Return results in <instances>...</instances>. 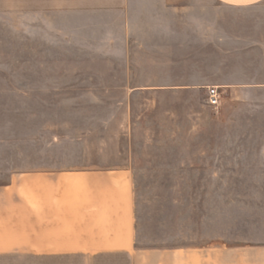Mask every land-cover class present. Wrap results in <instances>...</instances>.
<instances>
[{
    "label": "rangeland",
    "instance_id": "374dc122",
    "mask_svg": "<svg viewBox=\"0 0 264 264\" xmlns=\"http://www.w3.org/2000/svg\"><path fill=\"white\" fill-rule=\"evenodd\" d=\"M33 24L30 15L0 13V183L37 168H127L134 193L133 253L49 264H153L159 252L186 264L198 245L264 238V92L217 89L215 108L204 90L132 94L137 82L184 81L170 76L186 72L117 78L121 72L86 49L64 55L61 16L52 31ZM0 264L45 263L14 255Z\"/></svg>",
    "mask_w": 264,
    "mask_h": 264
},
{
    "label": "crops",
    "instance_id": "0c3cea01",
    "mask_svg": "<svg viewBox=\"0 0 264 264\" xmlns=\"http://www.w3.org/2000/svg\"><path fill=\"white\" fill-rule=\"evenodd\" d=\"M10 12L34 17L33 28L43 32L52 31L55 16H61L64 55L71 60L86 49L121 72L117 78L186 72L170 76L184 81L137 82L132 94L264 92V0H0V13ZM135 247L127 168H37L0 183V257L30 256L45 264L75 255L102 261L130 255ZM159 255L162 261L153 264H183L182 255ZM186 264H264V238L233 247L198 245Z\"/></svg>",
    "mask_w": 264,
    "mask_h": 264
},
{
    "label": "built area",
    "instance_id": "2783aa9c",
    "mask_svg": "<svg viewBox=\"0 0 264 264\" xmlns=\"http://www.w3.org/2000/svg\"><path fill=\"white\" fill-rule=\"evenodd\" d=\"M207 97H208V104L215 108L218 106V103H219V95H218V91L216 88H210L208 90V94H207Z\"/></svg>",
    "mask_w": 264,
    "mask_h": 264
}]
</instances>
